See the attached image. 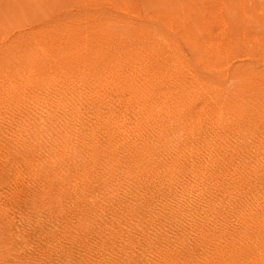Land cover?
<instances>
[{
	"label": "bare ground",
	"instance_id": "obj_1",
	"mask_svg": "<svg viewBox=\"0 0 264 264\" xmlns=\"http://www.w3.org/2000/svg\"><path fill=\"white\" fill-rule=\"evenodd\" d=\"M83 1L86 16L0 36L5 247L23 264H185L223 217V247L264 259V18L253 33L248 0L183 17Z\"/></svg>",
	"mask_w": 264,
	"mask_h": 264
},
{
	"label": "rangeland",
	"instance_id": "obj_2",
	"mask_svg": "<svg viewBox=\"0 0 264 264\" xmlns=\"http://www.w3.org/2000/svg\"><path fill=\"white\" fill-rule=\"evenodd\" d=\"M5 1V2H4ZM10 1H12L11 3H9ZM27 2L25 3H22V0H19V1H15V0H0V36L2 37V39L6 40V38H10L9 40L13 41V40H16L17 37L20 38V39H26L27 36L29 37L32 33H34L37 30L39 29H43V27H46L47 25H55L57 22L60 23V20L65 18L68 19L72 16H74V18L79 15H83V16H86L87 14L86 13H91V3L88 5L86 4V7L85 5L83 4L84 1L83 0H38V2L36 3L35 0L31 1V0H25ZM31 1V2H30ZM50 1V2H48ZM61 1V2H60ZM88 1V0H87ZM99 5H98V3ZM95 1L94 3L96 4V6L100 9L104 8V5L105 8H104V14L106 13V15H110L111 13H115V14H119L121 15L122 13L118 10V9H111L110 6H107L108 4L105 3L106 0H97ZM99 1H103V2H99ZM110 2H118L119 0H108ZM183 1V2H182ZM200 1L201 0H140V2H142L143 4H145L147 7H150V8H156V9H163L164 11L166 10V12H169L171 11L172 9V12L175 13V15H177L178 17H183V16H187V15H195L196 13H194L193 11L196 10L195 12H197L199 10V7H200ZM253 1V2H252ZM262 2V4H264V0H248L249 4H250V7L253 9V13L251 16H250V20H253L254 23H251V26H252V32L253 33H256V32H259V29L261 28L260 24L259 23V17L260 18H264V6H262V4L260 3H257L256 2ZM17 4H16V3ZM24 2V0H23ZM34 2V3H33ZM40 2V3H39ZM43 4H42V3ZM69 2V3H68ZM71 2V3H70ZM76 2V3H75ZM83 2V3H82ZM148 2V3H147ZM20 3V5H19ZM31 3V4H30ZM48 3V4H47ZM68 3V4H67ZM79 3V4H78ZM82 3V7L80 6V4ZM94 3H92V8L93 7H96V6H93ZM184 3V4H183ZM197 3V4H196ZM5 4V5H3ZM8 4V5H7ZM12 4V5H11ZM15 4V5H14ZM28 7H26V5ZM41 8H40V6ZM52 4V5H51ZM54 4V6H53ZM66 4V5H65ZM73 6H72V5ZM76 4V5H75ZM103 6H101V5ZM182 4V5H181ZM259 4V5H258ZM11 5V6H10ZM25 5V6H24ZM32 5V6H31ZM48 5V6H47ZM51 5V7L49 6ZM56 5V7H55ZM65 5V6H64ZM174 7H173V6ZM181 5V7H180ZM187 5V6H186ZM196 5V6H194ZM4 6V7H3ZM8 6V7H7ZM16 6V7H14ZM35 6V7H34ZM42 6H45V7H42ZM48 8H47V7ZM72 6V7H70ZM90 6V7H89ZM172 6V7H171ZM178 6V7H177ZM14 7V8H13ZM39 7V8H38ZM66 7V8H65ZM75 7V8H73ZM77 7H81V8H77ZM110 7V8H108ZM171 7V8H170ZM180 7V8H179ZM189 7V8H187ZM197 7V8H196ZM260 7V9H258ZM10 8V9H8ZM34 8V9H33ZM107 8V9H106ZM13 9V10H12ZM26 9H29L26 11ZM47 9V11H46ZM64 9V10H63ZM79 9V10H78ZM87 9V10H85ZM89 9V10H88ZM169 9V10H168ZM182 9V11H181ZM190 9V10H189ZM6 10V11H5ZM8 10H11L8 12ZM22 10H24L22 12ZM33 10V11H32ZM35 10V12H34ZM45 10V11H44ZM63 10V12H62ZM78 10V11H77ZM106 10V11H105ZM261 10V11H260ZM18 11V12H17ZM29 11V12H28ZM33 14H31L30 13ZM42 11V12H41ZM74 11V12H73ZM78 13H77V12ZM80 11V13H79ZM113 11V12H112ZM179 11V12H178ZM190 11V12H189ZM255 11H256V14H255ZM7 12V14H6ZM14 12V14H12ZM21 12V14H20ZM56 12V13H55ZM83 12V13H82ZM184 12V13H183ZM235 12V13H234ZM10 13V15H9ZM23 13V14H22ZM50 13V15H49ZM63 13V14H62ZM65 13V14H64ZM181 13V14H180ZM183 13V14H182ZM234 13V14H232ZM6 14V18L4 17V15ZM40 14V15H39ZM45 14V15H44ZM56 14V15H55ZM69 14V15H68ZM186 14V15H185ZM262 14V15H261ZM12 15V16H11ZM17 15V16H16ZM19 15V16H18ZM39 15V16H37ZM42 15V17H40ZM254 15V16H253ZM28 16V17H26ZM50 16V18H49ZM52 16V17H51ZM231 16L233 18H236L238 17V13L236 10H232L231 12ZM258 16V17H257ZM262 16V17H261ZM10 17H12V21H15L14 24L13 22H11V19ZM13 17H15V19L17 20V23H16V20L13 19ZM252 17V18H251ZM256 20H254L255 18ZM2 18H5L4 20ZM45 18V19H44ZM47 18V19H46ZM72 17V19H74ZM24 19V20H23ZM56 19V20H54ZM71 19V18H70ZM20 20V21H19ZM48 20V21H47ZM9 21V22H8ZM43 21H44V24L45 26L43 25ZM46 21V22H45ZM52 21V22H51ZM256 21V22H255ZM8 22V23H7ZM11 22V23H10ZM41 22V23H40ZM62 22V20H61ZM9 23L11 24L10 27H9ZM24 23V24H23ZM28 23V24H27ZM32 23L34 24V26L32 25ZM37 23L39 25H37ZM50 23V24H49ZM57 23V24H58ZM7 24V25H6ZM22 24V25H21ZM28 26H26V25ZM31 24V25H30ZM255 24V25H254ZM12 25L16 28H13ZM16 25L18 27H16ZM20 26V27H19ZM22 26V28H21ZM26 26V27H25ZM37 26V27H36ZM2 27V28H1ZM4 27V28H3ZM8 27V28H7ZM36 27V28H34ZM39 27V28H38ZM20 28V29H19ZM23 29V30H22ZM18 30V31H17ZM20 30V31H19ZM33 30V31H32ZM17 31V32H16ZM30 31V32H29ZM12 32V33H11ZM15 32V33H14ZM20 32V33H19ZM29 32V33H28ZM11 33V34H10ZM26 35H24V34ZM10 34V36H8ZM203 31L200 32V35H203ZM15 35V36H14ZM22 35V36H20ZM218 218V219H217ZM222 218V219H220ZM216 220V221H215ZM212 224H207V226L205 225V227L202 229L203 231V238L206 239L207 241V245L209 246L208 249H207V252H206V256L208 257H205L204 255H202V253H200V249L199 251H197V253L195 252L193 255H192V259L190 258L188 261L189 262H186L185 264H213V263H216V264H225V261L227 262L226 264H264V259H260L258 261L256 260H248L247 258L249 257H246V254L241 251V250H238V249H229L228 250V247H223L225 245V242L223 241L224 239H222V231H223V228L226 226L225 225V221L223 219V217H216V218H213L211 220ZM214 222V223H213ZM220 222V223H219ZM87 223V222H86ZM86 223L84 224H78L80 225L78 228H75L74 229V232H71L72 229L74 227H76L77 225L74 224L73 227L72 225H66L63 229V235L60 237V243L61 244H64L66 246L68 245H71V243L77 239L80 238L81 236V232L83 231L82 228H85V229H88V234L86 235V237H90L91 233H92V229L90 228L89 225H87ZM218 225H217V224ZM220 224V225H219ZM210 225V226H209ZM213 225V226H212ZM212 227V228H211ZM217 227V228H216ZM221 227V228H220ZM206 228V230H205ZM210 228V229H209ZM214 228V229H213ZM216 229V230H215ZM219 230V231H218ZM205 232V233H204ZM220 232V233H218ZM71 233V234H70ZM73 233V234H72ZM64 234L66 236H64ZM209 234V236H208ZM70 235V236H69ZM73 235V236H72ZM218 237H217V236ZM208 236V237H207ZM213 236V237H212ZM207 237V238H206ZM210 237V239H209ZM6 236H5V233L0 225V264H23L22 262H20L18 260V256L16 253H13V252H10L7 247H5V243H4V240H5ZM210 240V241H209ZM212 240V242H211ZM67 244H66V243ZM69 242V244H68ZM58 243V244H60ZM211 243V244H210ZM218 244V245H217ZM222 244V245H221ZM216 245V246H215ZM220 245V247H219ZM214 246V247H213ZM213 247V248H212ZM2 249V250H1ZM224 251H221L223 250ZM210 250V251H209ZM231 250V251H230ZM220 251V252H218ZM212 252V254H211ZM217 252V253H216ZM222 252V254H221ZM210 253V254H209ZM221 255H220V254ZM224 254V255H223ZM217 255V256H215ZM231 257H230V256ZM235 255V256H234ZM196 257V258H195ZM214 259H213V258ZM227 259H226V258ZM202 258V259H201ZM205 258V259H204ZM212 258V259H211ZM219 258V260H218ZM221 258V259H220ZM207 259V261H206ZM198 260V261H197ZM202 260V261H201ZM212 260V261H211ZM215 260V261H214ZM224 260V261H223ZM245 260V261H244ZM190 261H193V262H190ZM200 261V263H198ZM251 261V262H250ZM254 261V262H253ZM195 262V263H194ZM218 262V263H217ZM262 262V263H260ZM80 264V263H79Z\"/></svg>",
	"mask_w": 264,
	"mask_h": 264
}]
</instances>
